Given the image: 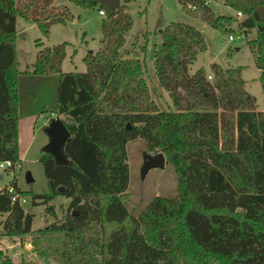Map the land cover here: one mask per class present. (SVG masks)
Instances as JSON below:
<instances>
[{
	"label": "trees",
	"instance_id": "16d2710c",
	"mask_svg": "<svg viewBox=\"0 0 264 264\" xmlns=\"http://www.w3.org/2000/svg\"><path fill=\"white\" fill-rule=\"evenodd\" d=\"M103 10L101 48L84 57L85 72H62L67 42L40 49L33 75L55 74L51 111L70 133L63 152L70 164L39 157L47 179L43 193L20 191L45 204L69 198L64 217L31 236L32 250L59 264H264V110L244 88L240 68L212 65L188 73L206 49L193 25L171 22L152 48L158 84L173 109L160 110L144 78L145 60L121 49L133 21L121 0L111 11L92 0H68ZM190 14L229 33L236 20L216 15L205 0H178ZM42 3L39 7V3ZM252 17L256 35L247 41L264 95V0H223ZM193 5L194 10L187 8ZM38 25L66 23L74 15L54 0H0V161L20 162L18 120L20 72L16 61V17ZM38 44V43H37ZM39 45V44H38ZM146 50V45L141 51ZM129 123V127H127ZM141 138L148 151L162 152L176 179V192L155 196L138 216L127 209L126 143ZM63 187V191H59ZM0 189L4 235L30 232L33 214ZM0 264H17L0 249Z\"/></svg>",
	"mask_w": 264,
	"mask_h": 264
},
{
	"label": "rangeland",
	"instance_id": "374dc122",
	"mask_svg": "<svg viewBox=\"0 0 264 264\" xmlns=\"http://www.w3.org/2000/svg\"><path fill=\"white\" fill-rule=\"evenodd\" d=\"M216 15H231L236 20L229 26V33L211 27L198 14L192 15L185 10L178 0H131L126 11L130 14L133 24L125 34V43L121 49L126 57L136 54L145 60L144 78L149 94L156 107L160 110L173 109L168 92L158 84L153 65L152 48L161 41L160 30L171 22H182L195 26L206 43V49L199 51L188 66V73L203 68L212 78L211 66L216 64L222 68H240V76L244 80V88L255 98L257 110H264V95L259 80V70L254 64L253 54L247 41L256 35V27L244 28L242 21L245 15L237 16L234 9L229 8L223 0H205ZM42 3H39L41 7ZM66 5L74 15L66 23L53 22L48 25L44 34L36 23L21 16L16 17V63L20 77L18 90L20 96V118L18 120V145L20 162L12 167L0 168V189L12 186L14 183L20 191L43 193L47 188V179L39 157L42 147L48 137L44 127L49 120L58 116L51 111L56 95L55 74L33 75L37 53L40 49L52 47L63 42L65 56L60 64L62 72H85L87 67L84 57L88 53H96L101 48V22L104 15L99 14L97 6L81 7L68 0H54L57 8ZM191 11L195 9L190 8ZM231 36V40L229 39ZM39 45H38V44ZM146 45V50L141 47ZM136 53V54H135ZM144 152L148 151L145 141L141 138L126 143L129 181L127 194L129 201L127 209L133 216L157 195L167 196L176 192V179L170 163L163 167L150 168L144 177L140 170ZM29 173L32 182L26 181ZM69 198L58 195L50 205H53L55 216L45 211V204L36 199L34 205L31 195L25 196L22 206L26 212L33 214L30 232L23 236L4 235L2 221L6 213L0 212V249L17 264H59L51 260L46 262L38 256L31 245V236L54 221L62 219L69 207Z\"/></svg>",
	"mask_w": 264,
	"mask_h": 264
},
{
	"label": "water",
	"instance_id": "95a60500",
	"mask_svg": "<svg viewBox=\"0 0 264 264\" xmlns=\"http://www.w3.org/2000/svg\"><path fill=\"white\" fill-rule=\"evenodd\" d=\"M94 3L103 6L106 10L111 11L120 6L121 0H92ZM256 11L264 17V6L257 7ZM254 21L252 17H246L242 21V26L244 28L253 27ZM129 127V123H127ZM44 132L48 137L47 143L42 147L43 152L51 154L54 158L56 164H70V160L65 156L63 152V145L65 141L69 138L70 133L62 122L61 118L58 116L52 117L49 122L44 127ZM141 165V176L144 177L146 172L153 167H163L166 160L162 152L156 154H151L144 152L142 156ZM26 181L28 183L32 182V178L29 173L26 174ZM59 191H63V187H59ZM45 261L49 260L45 258Z\"/></svg>",
	"mask_w": 264,
	"mask_h": 264
},
{
	"label": "built area",
	"instance_id": "2783aa9c",
	"mask_svg": "<svg viewBox=\"0 0 264 264\" xmlns=\"http://www.w3.org/2000/svg\"><path fill=\"white\" fill-rule=\"evenodd\" d=\"M187 7H190V8H195L193 5L191 4H187ZM99 14L103 15L104 12L103 10H99L98 11ZM237 16H242L241 12H237L236 13ZM231 36H229V39L231 40ZM14 165V162L11 161V160H3V161H0V168H5V167H12ZM7 193H9L11 195V200L13 202L17 201L19 202L20 204L24 203L25 202V196H22L20 195L13 186H9V187H6V190H5Z\"/></svg>",
	"mask_w": 264,
	"mask_h": 264
}]
</instances>
